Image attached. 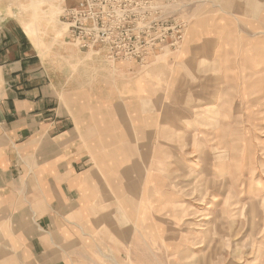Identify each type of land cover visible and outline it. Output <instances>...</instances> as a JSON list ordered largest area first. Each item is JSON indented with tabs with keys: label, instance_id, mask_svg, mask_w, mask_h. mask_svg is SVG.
Here are the masks:
<instances>
[{
	"label": "crops",
	"instance_id": "1",
	"mask_svg": "<svg viewBox=\"0 0 264 264\" xmlns=\"http://www.w3.org/2000/svg\"><path fill=\"white\" fill-rule=\"evenodd\" d=\"M33 5L0 0V264H149L116 219L131 217L141 186L162 184L164 131L177 122L184 137L183 113L203 110L206 125L221 89H264V0H174L184 42L144 66L80 51L62 10L35 19Z\"/></svg>",
	"mask_w": 264,
	"mask_h": 264
},
{
	"label": "rangeland",
	"instance_id": "2",
	"mask_svg": "<svg viewBox=\"0 0 264 264\" xmlns=\"http://www.w3.org/2000/svg\"><path fill=\"white\" fill-rule=\"evenodd\" d=\"M157 1L158 9L147 10L151 23L122 28L126 54L120 56H110L108 48L101 45L91 47V42L79 47L62 20L63 14L61 20L80 51L102 58L108 66H144L151 57L178 51L187 32V12L173 6L174 0ZM47 4L50 20L57 18L59 12L52 2L34 0L35 19L40 11L44 15ZM98 28L101 32L113 31L110 26ZM113 32L119 39L120 31ZM221 90L226 104L215 106L217 110L211 108V116H207L212 120L206 125L202 110L201 117L200 112L183 113L187 120L179 122V129L184 130L179 133L184 137L178 141L177 122L165 129L164 161L162 166L157 165V173L162 176H158V182L162 184L141 186L140 199L132 203L131 217L116 219L118 224H130L137 230L133 237L138 254L133 258H142L143 262L148 258L149 264H264V89ZM221 90L213 93L219 97ZM189 101L187 98L186 108L192 105ZM219 109H226L229 116ZM236 112L242 113V121H236ZM193 129L195 133L189 131ZM211 167L228 170L227 186L224 178L219 184L220 180L213 182L208 177ZM237 175L243 178V185L233 180ZM145 243L151 247L152 258L144 253Z\"/></svg>",
	"mask_w": 264,
	"mask_h": 264
},
{
	"label": "built area",
	"instance_id": "3",
	"mask_svg": "<svg viewBox=\"0 0 264 264\" xmlns=\"http://www.w3.org/2000/svg\"><path fill=\"white\" fill-rule=\"evenodd\" d=\"M52 2L55 8L63 11L64 22L68 25L70 34L79 47L85 48L86 42L91 47L101 45L108 48L109 55H125L121 42L122 28L128 25H147V10L157 8L156 0H46ZM74 2L70 5L69 3ZM99 26H110L113 31H120V38L113 31L101 32ZM118 42V43H117Z\"/></svg>",
	"mask_w": 264,
	"mask_h": 264
},
{
	"label": "bare ground",
	"instance_id": "4",
	"mask_svg": "<svg viewBox=\"0 0 264 264\" xmlns=\"http://www.w3.org/2000/svg\"><path fill=\"white\" fill-rule=\"evenodd\" d=\"M196 162V161H195Z\"/></svg>",
	"mask_w": 264,
	"mask_h": 264
}]
</instances>
